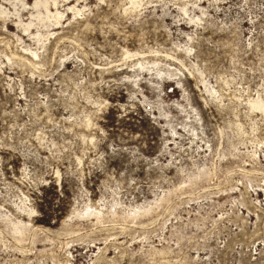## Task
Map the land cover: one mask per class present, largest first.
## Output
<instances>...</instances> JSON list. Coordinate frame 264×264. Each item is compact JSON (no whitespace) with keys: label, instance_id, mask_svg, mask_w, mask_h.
Returning <instances> with one entry per match:
<instances>
[{"label":"rangeland","instance_id":"374dc122","mask_svg":"<svg viewBox=\"0 0 264 264\" xmlns=\"http://www.w3.org/2000/svg\"><path fill=\"white\" fill-rule=\"evenodd\" d=\"M0 264H264V0H0Z\"/></svg>","mask_w":264,"mask_h":264}]
</instances>
